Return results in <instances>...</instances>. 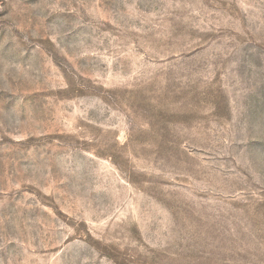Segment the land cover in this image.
Masks as SVG:
<instances>
[{"label": "rangeland", "instance_id": "rangeland-1", "mask_svg": "<svg viewBox=\"0 0 264 264\" xmlns=\"http://www.w3.org/2000/svg\"><path fill=\"white\" fill-rule=\"evenodd\" d=\"M0 264H264V0H0Z\"/></svg>", "mask_w": 264, "mask_h": 264}]
</instances>
